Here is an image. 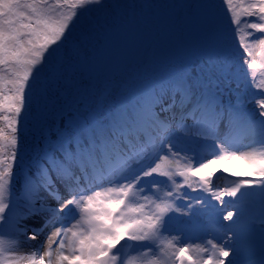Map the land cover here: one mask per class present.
I'll list each match as a JSON object with an SVG mask.
<instances>
[{
    "label": "snow or ice",
    "instance_id": "6c2138e0",
    "mask_svg": "<svg viewBox=\"0 0 264 264\" xmlns=\"http://www.w3.org/2000/svg\"><path fill=\"white\" fill-rule=\"evenodd\" d=\"M221 3L227 27L215 29L223 54L209 84L219 88L222 78L230 87L235 40L257 111L179 76L89 124L62 99V81L79 18L102 0H0V264H264V0ZM46 68L51 76L41 79ZM34 105L38 137L22 147ZM247 135L259 139L241 145ZM208 140L218 148L208 159L181 147ZM228 160L245 170L214 184L213 166ZM183 217L188 225L206 218L212 238L184 242L183 228L173 235L171 221ZM38 219L39 227L26 223Z\"/></svg>",
    "mask_w": 264,
    "mask_h": 264
},
{
    "label": "rangeland",
    "instance_id": "374dc122",
    "mask_svg": "<svg viewBox=\"0 0 264 264\" xmlns=\"http://www.w3.org/2000/svg\"><path fill=\"white\" fill-rule=\"evenodd\" d=\"M201 5H213V7H201ZM225 7L221 0H102L101 5L92 6L79 18L73 41L69 45L73 55L66 58L65 68L72 66L77 59L86 54L101 36L117 31L123 32L128 37L130 57L117 68L115 75L106 78L96 91L73 106L78 110V119L89 124L111 121L124 108H130L136 103L146 91L154 88L158 91V85L179 76H184L189 81L199 79L202 85H209L217 92L223 89L221 95L225 104L230 102L243 112L257 111L254 102L251 101V93L255 90L248 86L246 66L242 64L243 50L238 47L235 40L228 49L231 65L229 79L232 81L230 87H225L222 78L219 88L215 87V83L209 84L210 78L215 82L219 76L213 64L223 53L218 45L207 47L204 42L211 34H215L216 28H225L222 23L227 15L224 12ZM149 19L154 21V29L157 32L145 40L141 35L138 36L137 32L149 22ZM165 31L176 33L180 40L178 42L182 44V49H177L179 51L170 57L167 56L168 53L171 54L168 47L164 46ZM85 35L87 40L81 45L80 40ZM257 35L261 34L257 33ZM212 38L214 37L210 39ZM77 47L81 49L79 56L74 54ZM160 61H164L162 67L155 68L158 66L155 64ZM49 76L51 69L46 68L41 79ZM257 98H259L258 94ZM224 123L226 124L227 120ZM224 130L222 126V134ZM173 131L176 136L182 135L176 129ZM33 136L38 137V132L21 142L22 147L25 144L32 146ZM257 139L258 136L247 135L241 138L240 144L249 145ZM207 146L215 149L211 150V154L218 150L216 142L212 140L201 141L198 144H181L187 155L195 157L201 156L202 152L198 148L204 149ZM213 203L217 202L213 201ZM218 207L222 206L218 205ZM221 215H224V210ZM187 219L183 217L181 222ZM192 225H186L184 230L189 231L186 235H194L195 229L189 227ZM209 232L212 234L211 231ZM172 234L177 233L173 230ZM43 240L42 235L38 241L31 243L36 244ZM203 240L196 237L192 242L200 243ZM27 247L25 245V248Z\"/></svg>",
    "mask_w": 264,
    "mask_h": 264
},
{
    "label": "bare ground",
    "instance_id": "6f19581e",
    "mask_svg": "<svg viewBox=\"0 0 264 264\" xmlns=\"http://www.w3.org/2000/svg\"><path fill=\"white\" fill-rule=\"evenodd\" d=\"M223 26L225 28L227 27V19L222 21ZM154 21L152 19H149V22L147 24H144L140 30L137 32L138 36H142L145 40H148L151 35L156 34V30L154 29ZM211 28V27H209ZM224 28H220L222 31ZM164 36V46L168 47L167 49L170 51L171 54L168 53V57L173 55L175 52L182 49L181 42H178L179 36H177L176 33H173L171 31H165ZM211 37H214L210 39ZM148 38V39H147ZM215 34H211L208 39L204 42V45L207 47L218 45L215 41ZM180 41V40H179ZM147 42V41H144ZM180 44V45H179ZM129 42L128 37L123 32H113V33H107L101 36L95 45L90 48V50L84 54L82 57L77 59L72 66L65 68V76L66 78L62 81L64 85V89L61 91V97L62 99L67 102L68 104H72L73 106L77 105L83 98L88 97L90 94H92L94 91L98 89V87L106 80V78L112 77L116 74V70L118 67H120L121 64H124L127 62V60L130 57L129 54ZM179 49V50H177ZM215 49V48H214ZM211 50V49H210ZM164 61H160V63H157L155 65V68L162 67V64ZM259 77V76H258ZM260 78V77H259ZM40 115V109L34 105L32 114L28 117V124L27 126L21 125V142L24 140L30 138L33 134H35L37 131L36 124L37 120ZM188 123H191L189 121ZM226 129L224 130V132ZM22 144V143H21ZM215 150L212 147H206L204 149L198 148V150L201 153V156H204L205 159L211 158V150ZM242 150H247L245 148H242ZM198 151V152H199ZM218 152V150H216ZM200 155L196 156L198 159ZM214 168L217 169L216 171V177L219 179H216L214 177V184H219L223 186L225 183V179L232 180L235 179V177L229 175L232 171H244V167L241 164V161H226L221 165H214ZM145 179H151V178H145ZM158 179L163 180V177H159ZM186 192H188L191 196H201L204 195L203 193H195L191 192L190 190L186 189ZM224 214L228 210H233L231 207L224 208ZM175 216V214H170ZM222 216V215H221ZM28 225L33 227H39V225L42 223L41 219H38L36 222H33L32 220H29L26 222ZM221 223L222 224H229V221H223L221 217ZM187 224L181 222V220L174 219L170 223V230L176 231L177 229L183 228L185 229ZM195 229L194 235H186L187 232H183V236L185 238L184 242H187L186 240L188 238L195 239L196 237L199 239H207L212 238V234L206 229L208 228V225L206 223V218L201 217L199 219L198 224H193L192 226ZM189 230V229H188ZM177 233V231H176ZM123 243V242H122ZM27 246V245H26Z\"/></svg>",
    "mask_w": 264,
    "mask_h": 264
}]
</instances>
